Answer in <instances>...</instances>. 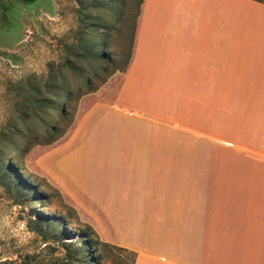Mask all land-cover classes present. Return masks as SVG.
Returning a JSON list of instances; mask_svg holds the SVG:
<instances>
[{"label": "crops", "instance_id": "1", "mask_svg": "<svg viewBox=\"0 0 264 264\" xmlns=\"http://www.w3.org/2000/svg\"><path fill=\"white\" fill-rule=\"evenodd\" d=\"M111 86L125 153L85 221L133 264H264V4L143 0Z\"/></svg>", "mask_w": 264, "mask_h": 264}, {"label": "rangeland", "instance_id": "2", "mask_svg": "<svg viewBox=\"0 0 264 264\" xmlns=\"http://www.w3.org/2000/svg\"><path fill=\"white\" fill-rule=\"evenodd\" d=\"M142 1L0 0V264H131L70 200L91 208L124 156L100 99L125 72ZM104 40L110 57L98 63L89 54ZM50 73L56 88L35 103L19 83Z\"/></svg>", "mask_w": 264, "mask_h": 264}, {"label": "trees", "instance_id": "3", "mask_svg": "<svg viewBox=\"0 0 264 264\" xmlns=\"http://www.w3.org/2000/svg\"><path fill=\"white\" fill-rule=\"evenodd\" d=\"M24 2H34L36 0H23ZM253 1H256V2H259V3H262L264 4V0H253ZM108 28V24H104L103 27L99 28L98 31H101V35L103 36V39H105L106 36V33H107V29ZM103 29L106 30V32H103ZM106 50V43H105V40L102 41V42H99V44H96L93 49H92V52H90V56L94 59H96V61L98 63H101L103 60H107L109 59L110 57V54H107V52H105ZM131 56L132 54L129 56L128 60H127V63H126V66L124 68V70H126V68L128 67V64H129V61L131 59ZM58 80V74H54V73H50L48 74L46 77H39L35 74H31L29 75L28 77H26L25 79L21 80V82L19 83L21 86H29V95L31 96V98L33 97H36L35 98V103H38L39 101L41 102H45L47 101V98H42L45 96V92H50L52 89H55L56 86H55V82ZM87 84H89V79L86 81ZM62 93L63 94H66L67 93V89L64 88L62 89ZM69 94V92H68ZM62 100V106L65 107L68 100L66 98H60ZM14 128V126H12ZM55 132V128L52 129V132L50 133L52 136ZM36 138V136H35ZM56 141V138H53L52 139V142ZM38 202H41V198H39V201ZM92 228L90 226H87L86 230L84 231V234L85 236H88L90 233H92ZM88 245L92 244V242H87ZM106 245H110L108 243H106ZM113 246V245H111ZM116 248L118 249H121L125 252H128L131 254L132 256V261H131V264H133V261H134V255L132 252L128 251L127 249L125 248H121V247H117L115 246Z\"/></svg>", "mask_w": 264, "mask_h": 264}, {"label": "bare ground", "instance_id": "4", "mask_svg": "<svg viewBox=\"0 0 264 264\" xmlns=\"http://www.w3.org/2000/svg\"><path fill=\"white\" fill-rule=\"evenodd\" d=\"M179 1H180V0H179ZM187 1H188V0H187ZM176 4H177V3H176ZM176 7H177V6H176ZM254 11H255V10H254ZM257 11H258V10H257ZM253 13H255V15H256L258 12H257V13H256V12H253ZM260 15L263 16V15L260 14V12H259V16H260Z\"/></svg>", "mask_w": 264, "mask_h": 264}]
</instances>
